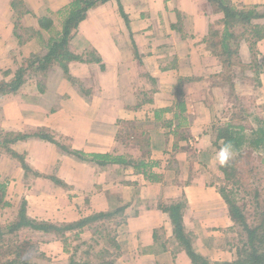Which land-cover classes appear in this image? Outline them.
Wrapping results in <instances>:
<instances>
[{
    "label": "crops",
    "instance_id": "0c3cea01",
    "mask_svg": "<svg viewBox=\"0 0 264 264\" xmlns=\"http://www.w3.org/2000/svg\"><path fill=\"white\" fill-rule=\"evenodd\" d=\"M97 1L66 47L76 59L47 64L40 55L64 38L61 12L74 0H22L24 10L0 0V80L27 69L16 91L0 93L4 201L40 223L84 224L66 247L30 230L62 262L78 245L77 260L91 247L111 264H191L174 235L177 205L195 250L231 259L237 233L213 157L235 111L264 110V39L243 41L229 70L206 42L224 19L208 0ZM229 1L264 12V0Z\"/></svg>",
    "mask_w": 264,
    "mask_h": 264
},
{
    "label": "trees",
    "instance_id": "16d2710c",
    "mask_svg": "<svg viewBox=\"0 0 264 264\" xmlns=\"http://www.w3.org/2000/svg\"><path fill=\"white\" fill-rule=\"evenodd\" d=\"M208 1L219 12L223 13L224 19L222 23L223 31L212 30L206 42L208 47L212 49L214 55L220 58L223 66L230 70L236 64L235 59H239V49L243 41L250 43L251 49H253V46L259 40L264 39V24L259 22L260 20H264V12H258L255 8L238 9L229 0ZM97 2V0H74L72 4L61 12L63 16L62 30L64 32V38L56 41L46 54L44 52L40 55L42 60L43 58L45 59L44 63L48 64L53 59L65 62L76 59V57L67 51L66 47L69 44L72 31L86 18L87 11ZM12 7L14 9L20 8V10H24L22 0H13ZM38 23L46 30H49L52 26L51 20L49 18L46 19V17L40 18ZM25 72H27V69L24 67L21 68L15 75L14 81L10 84L0 80V93L5 92V90L16 91L22 84L23 75L26 74ZM227 80H230L229 76ZM240 113L242 114V112ZM240 113H233L232 119L235 115L237 118H241ZM217 141L231 142L236 153L234 159L227 167L220 168L226 180V184L220 193L228 206L231 220L237 227V246L233 251V256H231V259L223 261H210L207 257L199 254L193 247L192 239L185 233V226L179 205L171 209L175 238L180 242L191 264H264V192H261L259 190L260 188L257 187V185L263 184L260 181L263 175H260L261 172L259 170L257 171V169L264 167V110L262 115L253 118L251 124L244 126L227 123L219 130ZM4 144L6 145V143ZM5 147L9 153L10 150L7 146ZM89 157L97 163H104L107 160L113 164L126 163L123 156L113 157L93 154L89 155ZM257 160L260 161V166L256 163ZM130 163L133 165L136 163L135 167L144 172L149 167L145 162L138 163L137 161H131ZM252 174H254L253 178H256L253 181L255 182L254 185L250 181L246 184L243 183L244 178L241 177L247 175L248 179H250L252 178ZM240 188L245 193L243 194L242 201L241 199L235 198ZM4 192L5 186L0 185V209L10 206L8 202L4 201ZM83 225V223L72 225L40 223L28 218L24 205H21L18 216L14 221L6 227L0 226L1 245L5 243L9 248L8 253L6 252L3 256L6 254L8 256H14L13 258L7 257L5 259L0 256V264H31L32 255L29 253V248L35 249V247L28 244V242L18 244L13 241L11 235L18 236V233L24 230L43 232L52 234L56 238H61L66 247V244H69L68 241L70 238L72 239L73 237L75 240L78 238L79 232H74L76 229L82 228ZM69 233H74V235L67 237L66 235ZM8 237L9 239H7ZM25 247L28 248L26 249ZM81 250V246L77 245L74 247L69 264H111L100 261L99 254L95 250H91V247L83 251L81 253V259L77 260L80 258L79 253Z\"/></svg>",
    "mask_w": 264,
    "mask_h": 264
},
{
    "label": "rangeland",
    "instance_id": "374dc122",
    "mask_svg": "<svg viewBox=\"0 0 264 264\" xmlns=\"http://www.w3.org/2000/svg\"><path fill=\"white\" fill-rule=\"evenodd\" d=\"M61 25H62V21H61L60 26ZM234 113L239 114L240 110H237ZM245 115L246 114L242 113L241 114V118H237L236 115H235L232 120H234L238 125H244L245 126V125L251 124L254 117L252 118V115H249V116L245 117ZM256 115H258V114H256ZM259 115H262V114L260 113ZM256 163L259 166L261 165L259 160H257ZM258 170L261 172L260 175H263V177L260 178L261 179L260 181L263 184H259V186L257 185V187L260 188L259 190H261V192H264V167L257 169V171ZM253 176H254V174H252V178L248 179L247 175H244L243 177H241V178H244V180H243L244 182L243 181L242 182L245 183V184L248 181L253 182L256 179V178H253ZM219 183H220V185H223L222 182L219 181ZM254 183L255 182H253V185H254ZM225 184H224V186H225ZM243 194H245L244 190L242 188H240L238 190L237 195H236L235 198L236 199H241V201H242ZM18 211H19L18 207L15 208L14 206L13 207H5L4 209H0V226L1 227L2 226H5V227L8 226V224H10L12 221H14L16 219V217L18 215ZM235 228H236V233H237V227L235 226ZM18 234H19L18 236L11 235V237H12L14 242H17L18 244L24 243V242H28V244H30L31 246L35 247V249H30L29 248V250H30L29 253H30V255H32L31 264H64V263H66V262H62V259L60 257H56V256L54 258L47 257L46 253L41 250L42 247H38L37 243L45 241L42 236H35L33 234V232H30V230H27V231L24 230V231L19 232ZM9 237L7 239H9ZM1 243L2 242H0V256H2L4 259L7 258V257L8 258H10V257L13 258L14 256H12V255L8 256L6 254L7 255V256L5 255L6 257L3 256L7 251H9V248L5 245V243L3 245H1ZM23 246H24V244H23ZM25 248L27 249L28 247H25ZM44 248L45 247H43V249ZM26 249H25V251H26ZM101 261H102V258H101ZM67 263L69 264V261H67ZM99 263H101V262H99Z\"/></svg>",
    "mask_w": 264,
    "mask_h": 264
},
{
    "label": "clouds",
    "instance_id": "9594fccd",
    "mask_svg": "<svg viewBox=\"0 0 264 264\" xmlns=\"http://www.w3.org/2000/svg\"><path fill=\"white\" fill-rule=\"evenodd\" d=\"M235 149L231 142L222 141L221 146L215 149L213 157L215 163L220 167H227L235 157Z\"/></svg>",
    "mask_w": 264,
    "mask_h": 264
}]
</instances>
